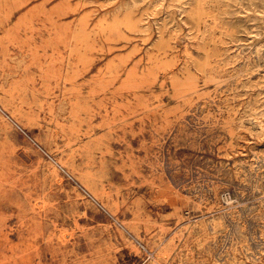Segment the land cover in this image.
Here are the masks:
<instances>
[{
  "label": "rangeland",
  "instance_id": "obj_1",
  "mask_svg": "<svg viewBox=\"0 0 264 264\" xmlns=\"http://www.w3.org/2000/svg\"><path fill=\"white\" fill-rule=\"evenodd\" d=\"M0 264H264V0H0Z\"/></svg>",
  "mask_w": 264,
  "mask_h": 264
},
{
  "label": "bare ground",
  "instance_id": "obj_2",
  "mask_svg": "<svg viewBox=\"0 0 264 264\" xmlns=\"http://www.w3.org/2000/svg\"><path fill=\"white\" fill-rule=\"evenodd\" d=\"M203 2V1H202ZM200 20V19H199Z\"/></svg>",
  "mask_w": 264,
  "mask_h": 264
}]
</instances>
